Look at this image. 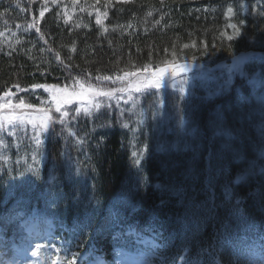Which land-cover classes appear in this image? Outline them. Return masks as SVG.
Listing matches in <instances>:
<instances>
[{
  "label": "trees",
  "instance_id": "trees-1",
  "mask_svg": "<svg viewBox=\"0 0 264 264\" xmlns=\"http://www.w3.org/2000/svg\"><path fill=\"white\" fill-rule=\"evenodd\" d=\"M42 6L45 0H0V91L17 85L64 86L78 79L112 78L147 66L162 67L166 60L217 70L223 62L243 52L252 53L248 64L260 65L258 73H264V19L260 18L264 15V0H47V10L40 18ZM229 6L233 8L231 14L227 13ZM97 11L108 13L106 18L101 17L103 26L95 23ZM33 17L39 22V33L27 27ZM238 19H245L244 25H238L241 35L232 41L221 37L222 32L232 35L227 24L237 23ZM193 43L196 47H191ZM184 44L190 47L185 49ZM205 46L207 55H202ZM235 83L240 84L239 88L220 96L196 93L177 104L169 101L167 92L161 105L174 113L164 111L174 117L173 133H159L154 127L153 121L161 120V112L157 104L146 105L149 93L138 99L142 102L138 108L146 111L150 121L142 127L135 124L133 128L134 121L127 120L125 128L114 113L116 104L101 106L100 114H70L72 125L53 126L48 133L44 152L47 161L34 190L33 179L19 176L23 163L16 161L17 156H29V149L26 145L12 147L8 162L0 166V214L6 216L17 200L23 199L27 202L22 207L30 220V230L7 221L0 223V262L12 257L20 241L31 237L36 242L50 226L49 242L58 247H69L65 241L83 238L77 264H89L90 258L85 255L91 251L109 263L120 257L117 262L121 263L141 255L147 257L149 264H221L220 254L225 246L232 252L223 264H246L245 253L260 245L264 233V144L259 132L264 121L258 115L247 126L246 159L236 162L230 155L225 158L228 172L221 174L215 188L217 207L212 215L216 219L202 227L194 243L185 245L178 231L173 236V229L180 227L177 218L184 217L188 200L194 197L195 203L200 204L208 199L204 191L207 158L210 152L215 157L223 142L213 126L217 110L231 125L239 100L237 90L245 96L253 95L242 79L237 78ZM69 129L77 135L70 136ZM80 139L84 140L83 145L77 144ZM66 155L81 170L80 176L70 180L60 167ZM137 158L140 164L134 162ZM54 165V174L61 177L60 187H54L56 192L52 189L46 196H38L48 181L45 170ZM237 175L243 176L239 184L233 183ZM225 183L232 190L230 203L224 201ZM156 184L161 188L156 189ZM173 186L185 189L184 203L181 196L173 195ZM257 191L259 195H250ZM237 199L241 200L239 208L246 223L239 213L233 212ZM52 200L56 203L51 204ZM110 210L119 211L124 217L121 227L113 228L107 219ZM153 214L157 216L155 222L151 221ZM34 215L38 218L32 220ZM204 215V210L197 213L200 218ZM222 221L233 229L239 228L242 235L243 229L250 228L246 233L248 240L233 247L223 237L214 239L213 225L219 228ZM162 222H166L163 228ZM188 223L189 228L195 227L191 220ZM149 225L155 228L154 232L146 231ZM129 229L139 238L127 236ZM153 243L159 248H154ZM209 244L216 249L214 261ZM185 247L191 248L190 254L183 251ZM201 247L203 252L198 251ZM72 250H76L74 246Z\"/></svg>",
  "mask_w": 264,
  "mask_h": 264
},
{
  "label": "snow or ice",
  "instance_id": "snow-or-ice-1",
  "mask_svg": "<svg viewBox=\"0 0 264 264\" xmlns=\"http://www.w3.org/2000/svg\"><path fill=\"white\" fill-rule=\"evenodd\" d=\"M75 3L76 0H73ZM163 2V0H161ZM52 3H56V0H52ZM47 0H45V6H42L39 10V17L43 18L45 15ZM247 7V6H245ZM81 11H84L82 8ZM199 11V9H197ZM227 13H233V8L229 6L227 8ZM102 15L103 17H107L108 13L104 12L101 14L97 11L95 23L97 25H102ZM151 15V13H149ZM264 19V15L260 17ZM156 23H160V21H156ZM245 19H238L237 23H228L227 27L233 30L232 35H227L226 32L221 33V37H226L227 40L232 41L235 37L241 35V29L238 25H244ZM29 29H35L36 32H40L41 29L39 27V22L35 17H33L32 23H29L27 26ZM106 31V29H105ZM3 35V33H0ZM43 36H41V39ZM183 47L188 49L190 46L189 44H184ZM191 47H196V44L193 43ZM213 47H216L213 45ZM43 51V49H42ZM202 55H207V47L205 46L201 52ZM59 54H57V57ZM195 59V56H193ZM164 66L158 67L155 72H149L144 76V79H137L135 82L129 83L126 87H121L118 89H109V90H96L93 88L91 84H89L88 88H85L83 83L80 81H76V84H79V90L73 88L70 92L68 87H61L59 84H33L32 88L34 89H43L45 92L51 93V99L54 105V113H59V117L56 118L53 114V107H41L35 110V112H29L27 110L33 109L34 105L31 103H26L24 99H19L18 103L10 104L9 101L12 99L11 94L9 92H5L4 96L8 99L4 101L3 104H0V108H9L10 111H7L3 114H0V133L5 132L6 130L9 131V135H13V130H19L24 125H31L34 136L32 140L36 145V148L33 149V154L31 159L34 164H39L41 161L37 159V151L39 146L43 143L41 140V135L48 131L50 125L59 123L61 125H66V120L69 117V111L63 110L64 106L71 102L72 97H83L88 95L92 101V103L85 104L84 107L76 108L75 113L76 116H79L81 112L85 113L86 115H90L93 108H99L100 104L95 103V99L97 96L105 97L109 100L116 99L119 102V96L117 93H131L132 90L136 92H140L142 89L147 88H154L159 89L161 87L162 80L164 78L165 73L170 72L173 77L178 75L181 71L185 70L187 65L177 63L175 60H166L163 62ZM125 75H137L136 73H126ZM241 75H246V73H241ZM97 79H100L97 77ZM104 80H110L111 77L105 76L103 77ZM187 81L183 80L180 81L181 87L180 92H184L183 85L186 84ZM173 87L176 86L175 82L172 84ZM19 87V85H17ZM239 100L237 102V111L233 116V123L231 125L225 122V118L220 110H217V121L214 122L213 126L217 129L215 135L217 137H221L223 142L220 146L219 153L214 157L213 154L210 152L207 158V167H206V179H205V188L204 191L208 197L207 201L202 202L200 204L195 203V198L192 197L188 200L186 205V212L184 217H178L176 223L180 225L179 229H173V236L176 235L177 231L180 233L182 240L185 242V245L188 242H195L196 238L202 231V227L206 225L209 221L216 219L212 212L217 207L216 201V193L215 188L217 185V180L221 176V174H226L228 172L227 165L225 163V158L227 155H230L231 158L236 162H241L246 159V148H245V138L248 136V125L251 123L252 119L255 118L257 115L259 116L261 121H264V79L261 80L260 83V90L253 96H245L240 90H237ZM132 97L129 95V100ZM127 103V101H126ZM160 104L163 101H159ZM76 116H73L72 119H75ZM183 123V121H181ZM124 127L127 128L128 124H124ZM260 140L261 143L264 144V124L261 125L260 129ZM68 134L70 136H76V132L68 130ZM84 140L80 139L77 141L78 145H83ZM0 144H3V140L0 139ZM160 150V149H158ZM42 155V153L40 154ZM132 155L134 157L137 156L136 152H133ZM142 155V154H141ZM264 155V153H261ZM136 164H140V158H137L134 161ZM255 164H253V168ZM262 170H264V166H261ZM215 169V174H214ZM27 172L32 173L33 176L39 178L40 176V169L38 167L33 168L32 165H28L25 169ZM55 171V165L53 169L49 171V180H55L56 177L53 175ZM245 171H248L247 169ZM241 179H243L242 175H237L235 181L233 183L239 184ZM156 189H160L161 185L156 184ZM224 201L226 203H230L232 201V190L229 187L228 183L222 185ZM173 195L181 196V203H184L183 196L185 194V189L183 187H175L173 186L170 189ZM49 191H52L50 188ZM47 194L43 191L38 193V196H46ZM250 195H259V192L250 193ZM27 202L23 199L17 200L16 204L13 206L11 210L5 216L4 214H0V223H4L7 221L8 223H15L19 229H29L30 220L25 214L23 210V205ZM56 201L52 200L51 204H55ZM92 201H89V205H91ZM97 206L99 201H96ZM164 201H161V206H163ZM241 204V200L237 199L235 204L233 205V212L239 213V218L242 221H245V217L243 214V210L239 208ZM211 205V207H208ZM223 206V205H221ZM201 210L206 212L202 218L197 217V213ZM52 214V213H49ZM92 214H95V210ZM38 216H32V220L37 219ZM112 221L113 228L121 227V221L124 217L120 214L119 211H111L109 213V217ZM157 220V216L153 214L151 217V221L155 222ZM189 220L195 225L194 228H189ZM166 222L161 223V227L165 226ZM90 226V225H86ZM214 232L213 238L217 241L220 240L221 237L225 239L228 243H230L233 247L245 243L248 240V236L246 233L250 231V228L243 229L244 235L241 234V230L239 228L233 229L231 226L226 222H220L219 228H216L213 225ZM30 230V229H29ZM146 231H155L151 225L146 229ZM81 237H83V228L80 229ZM160 234L158 233L157 236ZM52 236V229L49 226L48 230L41 236H38L36 242L34 243V248L31 252V255L36 259L31 262V264H77L79 258V249L83 246L84 240L83 238L76 239L74 241H65L69 247H58L54 243H50V237ZM127 236H137L139 238V234L136 233L134 230L129 229L127 232ZM121 238H124L123 234H121ZM157 237H154L153 240L155 241ZM27 242L32 244L31 237L28 238ZM72 246L75 247V251L72 250ZM154 248H159V244L153 243ZM209 252L211 253L213 261L215 260L216 256V249L213 248L210 244L208 245ZM183 251L191 253V248L185 247ZM199 252H203V247H201ZM232 252V248L225 246L224 252L220 254L221 256V264H223V260L227 257H230ZM171 255V253H170ZM208 253H205V258L207 259ZM2 264V262H0ZM251 264H264V233L260 236V255L251 261Z\"/></svg>",
  "mask_w": 264,
  "mask_h": 264
},
{
  "label": "rangeland",
  "instance_id": "rangeland-1",
  "mask_svg": "<svg viewBox=\"0 0 264 264\" xmlns=\"http://www.w3.org/2000/svg\"><path fill=\"white\" fill-rule=\"evenodd\" d=\"M240 56V57H238ZM233 58L229 62H223L220 67L217 68V70H209L205 67H199L197 64H193L191 66L186 67L185 70L181 71L178 75L173 77L170 72L165 73L164 78L161 83V87L159 89L154 88H147L142 89L140 92H136L135 90H132L131 93H117L119 96V102H117L116 99L109 100L105 97L97 96L95 99V103L100 104L101 106H108L109 104H116V109L114 110V113L119 121L122 122V124H125L124 122L134 121L133 128L135 127V124L137 127H142L144 123H147V116L148 114L143 109L138 108L141 105V101L138 100L143 97L146 93H149V95H146L145 98L148 100L146 101V105H156L158 106L160 112H161V120L160 121H153V125L158 127V132L160 130L164 131L165 133H173L172 129V121L174 119L173 116L164 114V111L166 113H169L171 115H174L172 113V110H166L163 109V105L158 103L162 99H165V96L167 92H169L170 95V102H173L174 104H177L179 101L190 98L196 93L198 94H204V96L207 97H217L224 93H226L228 90H236L239 88L240 84L238 86L236 85V79L240 78L244 81L245 84L248 85V88H250V91L252 92L253 96L260 90V83L261 80L264 79V73L263 75H260L258 73L260 65L251 67L250 64H248L247 58L252 56V53L243 52L240 55ZM253 60V58L250 59V61ZM192 68H197L193 70ZM158 68L153 67H143L141 69H138L136 71H133L131 73H136L137 75H120L117 77H112L110 80H104L103 78L100 79H88V80H81L80 83H83L85 85V88L87 89L89 84L93 86L96 90H109V89H118L121 87H126L129 85V83L135 82L138 78L144 79V76L149 72H155ZM264 70V69H262ZM246 73V75H241V73ZM186 80L187 83L183 85L184 92H180V81ZM77 81V80H76ZM70 82L69 84H66L64 86H61L62 88L67 86L68 90L71 92L73 88L76 90H79V84H76L75 82ZM175 82L176 86L173 87L172 84ZM5 92H9L11 94L12 99L9 101L10 104L18 103L19 99H24L26 103H31L34 105L33 109L27 110L29 112H35L36 109L41 107H53V114L56 118L59 117V113H54V105L51 99V93L45 92L43 89H34L31 87H13L10 89H7L5 91H0V104H3L5 100L8 98L4 96ZM153 93V95H152ZM129 95H131L132 99L129 100ZM127 101V103H126ZM92 101L88 95H85L83 97H77L74 96L71 99V102L66 104L63 110L69 111L70 114L75 113V109L80 107H84L85 104H91ZM180 107V104H179ZM97 108H93L91 111V114L93 112H97L100 114L99 110ZM7 111H10L9 108H0V114H3ZM110 110L104 112L107 113ZM80 114H84L81 112ZM190 117V116H189ZM69 118V117H68ZM66 120V125L71 124L69 120ZM148 123L150 121L148 120ZM72 125V124H71ZM54 127H62L64 128L65 125H61L59 123H55L50 125L48 131L44 132L41 135V140L43 143L39 146V149L37 151V159H39L41 162L37 165L34 164L31 156L33 154V149L36 148V145L34 143V140H32V137L34 136V131L31 127V125H24L19 130H13L14 134L9 135V131L6 130L3 133H0V139L3 140V144H0V166L2 167L3 164L8 162L10 150L11 148H21L24 145H26L25 148L29 149V156H24L20 158L17 156L16 161L19 164L23 163V168L21 169V173L19 176L24 180L33 179V190L35 189V182L38 181L44 171V163L46 160L45 155V149L47 147V139L49 140V131H52V128ZM179 134H177L178 136ZM188 137V135L186 136ZM169 148V147H168ZM169 148V149H173ZM42 153V155H40ZM66 153V152H65ZM62 152V154H65ZM47 161V160H46ZM28 165H32L33 168L38 167L40 169V176L39 178H36L32 175V173L27 172L25 169ZM60 167L64 171V174L67 178L70 180L74 177H78L80 168L78 166V163L72 159H68V156L66 155L60 162ZM53 167H49L47 170H45L47 175V180L43 186L44 188L41 190L44 193H50L49 189H54V187H60L59 183L61 182V177H57L56 174L53 175L56 177L55 180H49V171L52 170ZM139 182V181H138ZM31 187V186H30ZM40 191V192H41ZM54 192L56 190L54 189ZM33 193V191H32ZM29 231V230H28ZM34 240H32V244L25 241V244L22 246H16L15 247V253L12 255L10 259L6 261V264H31L33 261V256L31 255V252L33 250L34 246ZM260 255V246L253 247L252 250H248L244 257L246 259L247 264H251V261L255 258H257ZM119 259H122L120 257ZM118 259V260H119ZM102 264H109L105 261V259H97ZM117 260V261H118ZM110 262V264H149L147 257H139L136 260H132L130 262L122 260V262Z\"/></svg>",
  "mask_w": 264,
  "mask_h": 264
},
{
  "label": "water",
  "instance_id": "water-1",
  "mask_svg": "<svg viewBox=\"0 0 264 264\" xmlns=\"http://www.w3.org/2000/svg\"><path fill=\"white\" fill-rule=\"evenodd\" d=\"M238 57H240V56H238ZM238 57H236V58H238ZM193 70H195V69H193Z\"/></svg>",
  "mask_w": 264,
  "mask_h": 264
},
{
  "label": "clouds",
  "instance_id": "clouds-1",
  "mask_svg": "<svg viewBox=\"0 0 264 264\" xmlns=\"http://www.w3.org/2000/svg\"><path fill=\"white\" fill-rule=\"evenodd\" d=\"M246 264H247V262H246Z\"/></svg>",
  "mask_w": 264,
  "mask_h": 264
}]
</instances>
